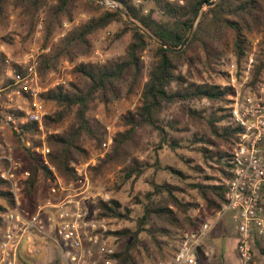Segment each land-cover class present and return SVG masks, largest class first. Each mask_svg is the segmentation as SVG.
I'll list each match as a JSON object with an SVG mask.
<instances>
[{"label":"trees","instance_id":"trees-1","mask_svg":"<svg viewBox=\"0 0 264 264\" xmlns=\"http://www.w3.org/2000/svg\"><path fill=\"white\" fill-rule=\"evenodd\" d=\"M77 1L0 0V23L7 22L11 9L19 10L28 20L29 31L23 35V43L29 41L43 18L42 46L50 48L38 58L43 79L57 71L62 61L76 64L90 55L92 37L114 23L121 24L122 29L113 42L132 35L121 57L104 64L77 63L73 73L78 82L70 81L40 95L46 108H52L44 120L49 165L67 185L81 187L83 178L78 176L76 166L86 162L92 152L100 151L105 141L104 126L90 117L93 105L100 101L109 107L121 99L124 87L133 94L144 80L143 61L152 48L140 103L122 116L124 131L113 138L109 152L89 167V177L94 184L107 169L121 166L123 186L152 171L146 177L150 189L135 197L134 203L140 207L137 216L130 207L123 208L111 200L98 203L95 219L134 224L133 228L110 231L115 239L116 264H145V258L159 260L156 264L173 260L183 235L216 216L227 203L226 181L232 178V151L241 129L233 124L230 109L235 89L216 84L214 76L228 78L222 68L231 53L240 77L252 39L260 35L248 86L256 92L264 78V0H111L119 4L118 9H108L96 0H83L86 8L98 15L74 25L51 46L64 23L74 21ZM186 39L189 42L181 50ZM13 40V36L4 38L9 44ZM13 67L14 72L25 73L18 64ZM6 71V60L0 56V82ZM12 83L10 80L7 85ZM174 107L178 110L168 117ZM71 117L73 121L66 125ZM58 128L59 133H50ZM141 131H149L159 140L154 162L150 158L141 161L135 155L142 149ZM9 133L14 157L23 162V171L30 173L20 186L22 211L31 217L40 202L47 199L55 175L36 152L40 145L37 125L20 126ZM28 141L32 142L31 148L26 147ZM165 148L176 154L187 171L162 163L159 152ZM181 151L196 153L202 163ZM161 172L171 178L159 181ZM0 201L1 235L3 215L14 207L10 184L1 178ZM39 240L35 237L36 246ZM201 256L200 263L207 264L203 250Z\"/></svg>","mask_w":264,"mask_h":264},{"label":"built area","instance_id":"built-area-1","mask_svg":"<svg viewBox=\"0 0 264 264\" xmlns=\"http://www.w3.org/2000/svg\"><path fill=\"white\" fill-rule=\"evenodd\" d=\"M112 9L119 4L111 0H96ZM101 63H105L102 59ZM254 56H250L241 76V89L236 85L231 97L232 122L240 127L232 151V178L226 181L227 203L216 216L200 224L195 231L186 232L175 258L158 264H201V250L206 252V240L217 223L231 215L238 233L237 257L239 264H256L255 251H264V78L256 92L248 86L252 81ZM7 76L13 81L8 86L0 85V178L10 184L14 207L3 215V230L0 235V264H19L20 257L36 251V238L45 239L58 250L62 264H116L115 239L108 221L95 219L89 208V193L92 185L89 177L91 160L76 166V172L83 178L77 188L67 185L49 165L47 132L44 120L49 111L41 102L40 95L50 90L40 86L38 57L29 54L17 63L25 73L14 72L13 63L7 57ZM235 82V79L233 80ZM64 79L54 83L53 88L65 85ZM8 92L5 97L3 93ZM242 92V93H241ZM24 125L38 126L40 145L35 149L41 154L55 180L48 197L40 202L36 212L26 216L22 211L21 182L28 179L24 164L14 157V146L7 133ZM50 133H53L52 131ZM115 137L111 128L105 130L103 153H108ZM27 148L32 142L26 143ZM103 156V155H102Z\"/></svg>","mask_w":264,"mask_h":264},{"label":"rangeland","instance_id":"rangeland-1","mask_svg":"<svg viewBox=\"0 0 264 264\" xmlns=\"http://www.w3.org/2000/svg\"><path fill=\"white\" fill-rule=\"evenodd\" d=\"M140 2V1H139ZM108 9V6L104 5L101 2H97ZM74 21H66L64 23L63 29L56 34L54 39L51 41V46L57 44L58 41L66 36V34L71 30L74 25H78L82 22H85L92 18L93 16L98 15V13L90 12L86 8V2L83 0L77 1V6L74 12ZM43 17V16H42ZM43 18L40 22L38 29H36L35 33L31 36L27 43L22 42L23 35H26L29 31L28 20L21 16V12L19 10L11 9L9 12V18L6 23H0V56H2L5 60L7 57H10L13 65H17V63L22 62L26 59V57L33 53L38 58L41 54L49 52L50 48H43V26H42ZM122 29V25L119 23H114L110 27L105 30L99 31L92 37L93 40V50L90 55L80 58L77 60V63H101L102 59L105 63L108 60H113L121 57L128 45L131 42L132 35L127 34L122 37L120 40L113 42L114 37L119 33ZM13 36V44H9L4 41L5 37ZM261 40L260 35H256L252 39V45L250 48V56H254L258 50V44ZM49 46V47H51ZM153 49L150 48L144 57V67H145V75L144 80L140 87L136 89L133 94H128V88L124 87L122 89V97L121 99L115 101L109 107L105 106L100 101H97L90 112V117L96 121L100 122L104 126V132L109 127L114 132V135L120 131H124L122 116L129 111H134L141 100V94L143 91V85L147 81V72L148 66L151 61V56L153 54ZM248 57V58H249ZM248 61V60H247ZM76 64H71L68 61H62L59 69L55 72H52L48 75L47 78H41L40 86L42 88L54 89L53 85L59 79H64L66 81V86L70 81L78 82L79 78L74 75L73 71ZM104 64V63H102ZM7 65V64H6ZM223 71L227 73L228 78L223 79L219 75L214 76V81L216 84L223 86H231L236 85L238 89H241V76L246 75L245 71L242 72L241 76H238L237 64L234 61L232 54L228 55V60L226 64L223 66ZM8 70V67H7ZM253 70V69H252ZM252 75V72L251 74ZM235 79V82L233 81ZM10 81V78L7 76V71L3 80H1L0 85L8 86L7 83ZM1 88V87H0ZM234 88V87H233ZM235 89V88H234ZM242 93V92H241ZM48 111L52 110L51 107H48ZM178 110V107H174L171 111L167 113V116L170 117L175 114ZM73 121V118H69L66 125L70 124ZM61 131L60 128L52 130L53 133H59ZM8 139L10 138V133H7ZM158 138L156 135H151L149 131H141L140 132V147L142 149L136 150L135 155L140 158L141 161H146L149 158L151 162H154L155 157V145L158 144ZM142 150V151H141ZM144 150V151H143ZM107 153H103L101 149L98 152H92V156L84 163H88L91 160H94V163L98 160V158L105 156ZM181 154L186 157H191L197 160L198 163H202V159L199 155L192 151H181ZM103 155V156H102ZM159 158L164 165H171L178 169L187 171L186 166L180 161V159L173 153L170 149L165 148L164 150L159 152ZM121 166L118 167H110L106 170L105 174L94 184L91 181V191L89 193V208L92 210L94 214H98V203L101 201L110 202L111 200L118 201L123 208L130 207L134 210V216H137L140 213V207L136 206L134 203L135 197L141 193H145L150 189V185L146 182V177L149 176L152 171H149L145 177L136 180L130 181L127 184L121 186L120 176L121 174ZM159 181H163L165 179H170L171 176L166 172H161L158 175ZM1 202V201H0ZM122 208V209H123ZM199 212H197L198 214ZM109 226L113 231L122 230L125 227L133 228V223H125L119 220H109ZM215 231L213 234L207 238L206 246L209 249L211 254L210 256V264H239L237 253L235 252V224L231 220L230 215H226L221 218V222L217 224L215 227ZM48 242V241H47ZM52 245V250L56 255H58L57 249ZM42 244H38L36 246V251L41 247ZM42 248V247H41ZM34 252V255L36 253ZM59 256V255H58ZM27 261V256L23 257ZM58 264H62L61 258ZM24 260V261H25ZM159 260L149 258H145V264H156ZM264 261V258L259 260L260 263Z\"/></svg>","mask_w":264,"mask_h":264},{"label":"crops","instance_id":"crops-1","mask_svg":"<svg viewBox=\"0 0 264 264\" xmlns=\"http://www.w3.org/2000/svg\"><path fill=\"white\" fill-rule=\"evenodd\" d=\"M230 217H231V220H232V216L231 215H230ZM219 222H221V219H220ZM215 229L216 228H214V230L212 231V234L215 231ZM235 230H236V227H235ZM38 242H39L38 244H40V243L42 244V246H41L42 248L39 247V249L36 251L35 255L34 254L29 255L27 253L23 254L21 257H24V255L27 256V261L23 258L22 260H20L19 264H58L60 262V259H58V258H61V257H60L59 252H57L59 256L58 255L55 256V254H54V252L52 250L51 243L47 242L45 239H40ZM237 242H238V233H237V230H236V234H235V252H236V248H237ZM206 252H207V254H205V255H206V257H208V260H205V261H206L207 264H210V256H211V254H210L209 249L207 248V246H206ZM261 258H264L263 252L261 250H256L255 251L256 264H264V261L262 263L259 262V260H261Z\"/></svg>","mask_w":264,"mask_h":264},{"label":"water","instance_id":"water-1","mask_svg":"<svg viewBox=\"0 0 264 264\" xmlns=\"http://www.w3.org/2000/svg\"><path fill=\"white\" fill-rule=\"evenodd\" d=\"M212 4L213 3H209L208 5H212ZM188 42H189V39H186V41L184 42L183 46L181 47V50H183L186 47V45L188 44Z\"/></svg>","mask_w":264,"mask_h":264}]
</instances>
